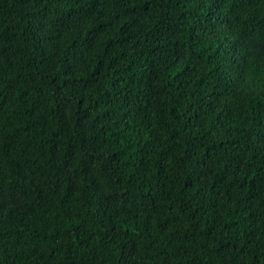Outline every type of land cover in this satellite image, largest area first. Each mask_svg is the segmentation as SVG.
<instances>
[{
	"label": "trees",
	"instance_id": "1",
	"mask_svg": "<svg viewBox=\"0 0 264 264\" xmlns=\"http://www.w3.org/2000/svg\"><path fill=\"white\" fill-rule=\"evenodd\" d=\"M0 264H264V0H0Z\"/></svg>",
	"mask_w": 264,
	"mask_h": 264
}]
</instances>
